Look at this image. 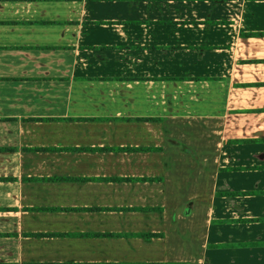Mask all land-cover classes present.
I'll list each match as a JSON object with an SVG mask.
<instances>
[{
	"label": "crops",
	"instance_id": "0c3cea01",
	"mask_svg": "<svg viewBox=\"0 0 264 264\" xmlns=\"http://www.w3.org/2000/svg\"><path fill=\"white\" fill-rule=\"evenodd\" d=\"M263 218L264 0H0V264H264Z\"/></svg>",
	"mask_w": 264,
	"mask_h": 264
},
{
	"label": "rangeland",
	"instance_id": "374dc122",
	"mask_svg": "<svg viewBox=\"0 0 264 264\" xmlns=\"http://www.w3.org/2000/svg\"><path fill=\"white\" fill-rule=\"evenodd\" d=\"M195 159V158H194ZM187 162H189V160L188 159H183V161L181 162V163H183V164H185L187 167H191V166H189V165H187ZM196 162H194V164H195ZM190 173V172H189ZM189 173L187 174L188 176H190L189 175ZM194 179H196V175L194 176ZM201 179H203V181H204V186L202 187V183H201V181H199V185H198V182H197V185H195V187H199V191H200V193H204V195H205V190H206V181L208 180V178L205 176V174L203 175V178H201ZM209 180H210V183H211V185H212V174L210 173V175H209ZM194 190H196V189H194ZM218 195V194H217ZM201 209V206H197V209ZM200 215H201V211H199V213H198V216H196L195 218H194V221L195 222H199L200 221ZM199 224H201V222L200 223H197V225H199ZM195 243H196V237H195Z\"/></svg>",
	"mask_w": 264,
	"mask_h": 264
},
{
	"label": "trees",
	"instance_id": "16d2710c",
	"mask_svg": "<svg viewBox=\"0 0 264 264\" xmlns=\"http://www.w3.org/2000/svg\"><path fill=\"white\" fill-rule=\"evenodd\" d=\"M145 119H149V118H145ZM237 192H234V191H230V192H226L225 195H234L236 194ZM254 220V218H252ZM264 219V218H263ZM247 220H251V219H247Z\"/></svg>",
	"mask_w": 264,
	"mask_h": 264
}]
</instances>
